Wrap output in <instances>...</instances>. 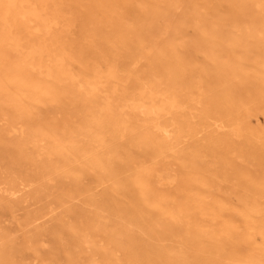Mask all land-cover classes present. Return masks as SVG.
Listing matches in <instances>:
<instances>
[{
    "label": "bare ground",
    "instance_id": "1",
    "mask_svg": "<svg viewBox=\"0 0 264 264\" xmlns=\"http://www.w3.org/2000/svg\"><path fill=\"white\" fill-rule=\"evenodd\" d=\"M149 1L142 3L137 37L151 40L171 31L175 41L163 60L136 75L132 84L128 67L133 63L128 58L120 63L102 54L104 63L86 61L81 52L63 44L62 30H54L63 19L60 2L0 0V138L9 142V135L18 134L11 138L16 156L11 153L7 164L32 165L33 171L24 173L28 180L77 178L81 157L103 166L104 155L99 153L105 149L99 148L104 129L122 134L134 123L136 139L155 154L152 164L136 169L130 180L135 199L147 207L148 214H139L135 220L121 216L116 224L107 222L108 215H96L97 211L82 218L88 232L107 227L101 221L109 224V232L102 237L109 252L102 254L110 263L118 260L110 252L123 243L124 251L138 258V230L139 238L163 242L161 234L149 233H160L155 227L162 228L167 215L170 223L181 220L185 233L202 247L214 244L223 249V257L214 264H264V124L250 125L252 117L264 112V0H158L164 5L156 7ZM108 2L95 0L89 5L105 19L112 8ZM155 14L163 17L162 25L154 20ZM110 18L112 27L120 26L113 15ZM126 34H119L122 43ZM185 43L202 51L200 69L185 59ZM72 63L79 70L73 71ZM56 88L83 90L72 93L82 103L85 120L71 124L68 110L60 117L42 110L39 101L57 92ZM166 115H170L168 121ZM226 126L228 135L207 132ZM198 131L211 137L213 161L202 152L207 148L184 151L180 147L181 137H193ZM239 136L244 137L241 145L235 142L242 139ZM246 154L257 157L254 166L246 163ZM0 157H4L1 152ZM71 228L66 230H82L77 223ZM80 236L75 250L92 238L89 233ZM17 253L18 245L0 230V264H30ZM199 253L200 249L189 255L181 246L158 244L147 249L145 264H206L194 255ZM80 257L69 256L55 264H82Z\"/></svg>",
    "mask_w": 264,
    "mask_h": 264
},
{
    "label": "rangeland",
    "instance_id": "2",
    "mask_svg": "<svg viewBox=\"0 0 264 264\" xmlns=\"http://www.w3.org/2000/svg\"><path fill=\"white\" fill-rule=\"evenodd\" d=\"M52 1L62 4H60V14L63 15L64 20L60 19L58 21L59 29L55 28L54 30H62L63 40L61 41L63 44L74 51L81 52L82 58L86 61L96 59L103 62L102 54H108L120 63L123 62L124 58H128V62L133 63V67H128V70L133 73L132 84L136 82V75L151 70L159 58L163 60L166 56V50L174 44L175 39H172L171 31H166L151 40L137 37V32L141 26L138 19L140 13H143L142 3L147 0H110L108 7L112 8L106 11L105 19L91 10L89 4L94 3L95 0ZM149 2L153 5L152 7H156V4L158 6L159 4L164 5L162 1L158 0H150ZM167 2L168 0H165V3ZM112 15L121 27H112L114 25L110 18ZM153 17L157 24H163L161 14H155ZM64 24L67 26L63 27ZM135 26L137 30L133 31ZM186 32L187 35H191V27L187 26ZM123 33L127 34L126 40L122 43L119 34L122 36ZM103 34H107L108 38L105 39ZM129 36H131V41H128ZM185 39L187 41L190 38L185 37ZM175 43L177 44V42ZM183 48V54L187 55V57L184 56L185 59L188 58L197 69H200L204 61L202 51L195 48L192 43H185ZM71 68L73 71L79 70L78 65L74 63H72ZM123 72L126 73L125 70ZM56 89L57 92L54 94L57 95L50 92V95L39 101L42 104V110L46 114L57 117L68 110L71 124L75 123L74 120H85L82 103L72 93L73 91L83 92V90L81 88L80 90L77 88ZM166 118L168 121L170 115H166ZM192 120L195 121L194 118ZM250 120L252 126L263 125L264 112H258ZM184 124L186 123H180L181 126ZM134 127H136L134 123L131 126L127 125L126 129L122 130V134L114 132L110 128L104 129L101 133L102 142L100 144L102 147L99 148V150L105 149L104 154L99 153L104 155L103 166L99 168L86 163L84 157H81L78 161L82 163V169L77 178L72 176H59L54 179L29 177L28 180V178H24V173L33 171L32 165L27 162H22L21 165L11 164V162L7 164V159L11 157V153H13L12 157L16 156L14 154L16 148L11 138L18 134L9 135V142L0 138V152L4 156L0 157V230L8 233L12 241L18 245L20 253H17V257L25 256L30 264H55L75 255L81 256L82 264H111L110 259L102 254L103 251H108L106 248L108 244L102 240V237L109 232L107 228L109 224L106 221H101L107 227L99 232L93 230L88 232V225L82 221V218L86 213L95 214L97 211L96 215L99 213L108 215L109 220L107 222L116 224L120 222L121 216H133L135 220L139 214H148L147 207L135 199L136 189L130 184V180L136 169L143 165L152 164L155 154L136 139L137 130L133 129ZM218 128H209L207 132L212 135H214V131L218 133L217 135L229 134V127H220V130ZM207 132L198 131L193 137H181L180 147L184 151H187L189 147L207 148L202 152L207 154L209 161H213L214 152L209 150L212 145L211 137L207 136ZM180 133H183V130ZM239 137L242 139L235 141L237 145L243 143L244 137ZM228 140L232 141L230 138ZM220 142L224 144L223 140ZM245 160L248 165L254 166L252 164L256 162L257 157L246 154ZM236 161L241 163L239 159ZM15 181L18 183L17 186ZM174 190L175 188L172 187L171 191ZM11 191L13 192L11 193ZM66 196L70 198H65ZM231 198L235 200L236 197L233 195ZM71 209L72 211H70ZM161 214L159 213L157 217ZM163 217L167 220L163 221L162 228L155 227L160 233L157 232V235L149 233L153 237L161 234L163 242L153 238H139L137 228L136 235L141 243L138 258L127 254L124 251L126 243H123L124 246L118 251L110 252L111 255L113 254L114 257L118 258L113 263L145 264L147 249L158 244H163L166 247L181 246L189 255H193L192 252H197L200 249L201 253L194 255L197 256L199 262L206 264H214L217 259L223 257V249L216 245L211 244L208 248L195 242L183 230L181 220L170 223V217L167 215H163ZM74 223L82 228L80 232L74 233L66 230L70 228V225L73 229ZM83 233H89L94 241L87 237V241L81 243L82 246L79 247V250H75L76 240H81L80 235ZM55 236L60 241L57 240L56 242ZM131 258H134V261L129 262ZM89 259L93 262H88Z\"/></svg>",
    "mask_w": 264,
    "mask_h": 264
}]
</instances>
